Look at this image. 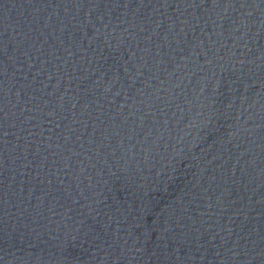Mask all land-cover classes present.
Masks as SVG:
<instances>
[{"label":"water","instance_id":"obj_1","mask_svg":"<svg viewBox=\"0 0 264 264\" xmlns=\"http://www.w3.org/2000/svg\"><path fill=\"white\" fill-rule=\"evenodd\" d=\"M0 264H264V0H0Z\"/></svg>","mask_w":264,"mask_h":264}]
</instances>
